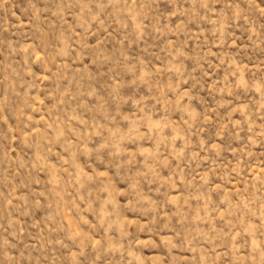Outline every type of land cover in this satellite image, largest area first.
<instances>
[{
  "label": "rangeland",
  "instance_id": "1",
  "mask_svg": "<svg viewBox=\"0 0 264 264\" xmlns=\"http://www.w3.org/2000/svg\"><path fill=\"white\" fill-rule=\"evenodd\" d=\"M0 264H264V0H0Z\"/></svg>",
  "mask_w": 264,
  "mask_h": 264
}]
</instances>
